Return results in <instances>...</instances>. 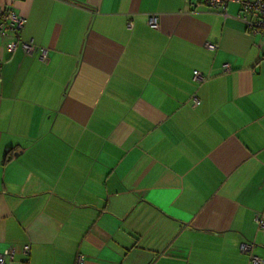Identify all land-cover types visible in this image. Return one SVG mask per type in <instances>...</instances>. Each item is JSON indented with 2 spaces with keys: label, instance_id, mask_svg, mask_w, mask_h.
<instances>
[{
  "label": "crops",
  "instance_id": "1",
  "mask_svg": "<svg viewBox=\"0 0 264 264\" xmlns=\"http://www.w3.org/2000/svg\"><path fill=\"white\" fill-rule=\"evenodd\" d=\"M197 2L0 0L49 55L0 40L8 264L25 246L29 264H253L245 243L264 260V47L238 5Z\"/></svg>",
  "mask_w": 264,
  "mask_h": 264
},
{
  "label": "built area",
  "instance_id": "2",
  "mask_svg": "<svg viewBox=\"0 0 264 264\" xmlns=\"http://www.w3.org/2000/svg\"><path fill=\"white\" fill-rule=\"evenodd\" d=\"M238 5L239 14L236 16L240 22H242L249 34L253 37H260L262 45L264 47V0H198L197 5L205 6L209 11L216 12L224 19H228L231 15L228 12L229 5ZM148 25L153 29L159 28L158 18L153 15L148 20ZM26 26V19L17 14L11 8H0V40L6 41L5 50L9 54H13L16 50L21 49L27 56H38L39 60L43 63L49 61L48 50L37 46L33 42H27L23 40V33ZM208 50H216L217 46L213 44H206ZM0 60V70H1ZM226 72L230 73L229 66L225 68ZM207 81V77L200 72H194L193 82L196 84H204ZM200 101L195 98L194 106H199ZM255 223L260 230H264V220L260 214L255 217ZM255 244L245 243L240 247L242 255L247 256L253 264H264V260L253 255ZM31 253V247L25 246L23 248V255L25 257L23 264H29V256ZM16 255V250L10 248L0 254V264L11 263ZM83 257L77 258L76 264H83Z\"/></svg>",
  "mask_w": 264,
  "mask_h": 264
}]
</instances>
